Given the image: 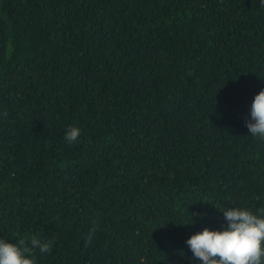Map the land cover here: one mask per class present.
Here are the masks:
<instances>
[{"label": "trees", "instance_id": "obj_1", "mask_svg": "<svg viewBox=\"0 0 264 264\" xmlns=\"http://www.w3.org/2000/svg\"><path fill=\"white\" fill-rule=\"evenodd\" d=\"M261 89L260 0H0V238L51 241L36 264H200L185 241L218 208L264 211Z\"/></svg>", "mask_w": 264, "mask_h": 264}, {"label": "clouds", "instance_id": "obj_2", "mask_svg": "<svg viewBox=\"0 0 264 264\" xmlns=\"http://www.w3.org/2000/svg\"><path fill=\"white\" fill-rule=\"evenodd\" d=\"M260 5L264 7V0H260ZM3 115L7 116V112ZM245 126L252 137L264 141V89L255 94ZM81 135L79 127L69 125L64 139L72 146L80 142ZM218 209L223 212L227 226L222 230L205 227L191 235L185 241L192 253L190 259L200 264H264V211L253 212L245 206ZM96 231L97 222L93 220L84 238L85 246H91ZM37 249L40 253H49L52 242L36 235L20 236L14 243L0 238V264H36Z\"/></svg>", "mask_w": 264, "mask_h": 264}]
</instances>
